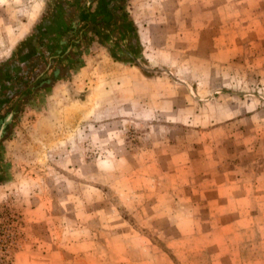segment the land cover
<instances>
[{
  "label": "rangeland",
  "instance_id": "obj_1",
  "mask_svg": "<svg viewBox=\"0 0 264 264\" xmlns=\"http://www.w3.org/2000/svg\"><path fill=\"white\" fill-rule=\"evenodd\" d=\"M3 259L264 264V0H0Z\"/></svg>",
  "mask_w": 264,
  "mask_h": 264
},
{
  "label": "crops",
  "instance_id": "obj_2",
  "mask_svg": "<svg viewBox=\"0 0 264 264\" xmlns=\"http://www.w3.org/2000/svg\"><path fill=\"white\" fill-rule=\"evenodd\" d=\"M86 1H87V0H86ZM92 2H93V1H92ZM92 2H91L90 4H92ZM87 3H88V2H87ZM77 22H78V21H77ZM72 26H74V22L72 23ZM59 34H60V32H59ZM70 35H71V34L67 35V33H65L64 35H63V34H60V37L62 36V39L59 40V45L65 44L66 41L68 40V38H69ZM66 49H68V48H66ZM31 66H32V65L29 64V66H27L26 69H28V71H30V70L32 69ZM37 67H38V65L35 64L34 69L36 70ZM39 69H40V68H39ZM39 69H38V70H39ZM47 69H48V67H47V66H44L43 69H42L40 72H38V74H36L34 77H35V78H39L40 76H42V74H43ZM47 71H48V70H47ZM22 76H23L22 79H25V75L23 74ZM25 80H26V79H25ZM23 82H24V80H23ZM20 92H21V90H20ZM7 96H8V95H7ZM7 96H6V97H7Z\"/></svg>",
  "mask_w": 264,
  "mask_h": 264
},
{
  "label": "trees",
  "instance_id": "obj_3",
  "mask_svg": "<svg viewBox=\"0 0 264 264\" xmlns=\"http://www.w3.org/2000/svg\"><path fill=\"white\" fill-rule=\"evenodd\" d=\"M113 6V5H112ZM110 8V7H109ZM109 8H106V10H105V12H111L112 11V9H109ZM1 263H4V264H8V262H4V259L2 260V262Z\"/></svg>",
  "mask_w": 264,
  "mask_h": 264
},
{
  "label": "bare ground",
  "instance_id": "obj_4",
  "mask_svg": "<svg viewBox=\"0 0 264 264\" xmlns=\"http://www.w3.org/2000/svg\"><path fill=\"white\" fill-rule=\"evenodd\" d=\"M10 115H11V114H9V115L7 116V118H6V119H9V118H10Z\"/></svg>",
  "mask_w": 264,
  "mask_h": 264
},
{
  "label": "water",
  "instance_id": "obj_5",
  "mask_svg": "<svg viewBox=\"0 0 264 264\" xmlns=\"http://www.w3.org/2000/svg\"><path fill=\"white\" fill-rule=\"evenodd\" d=\"M9 121V119H6V122Z\"/></svg>",
  "mask_w": 264,
  "mask_h": 264
}]
</instances>
